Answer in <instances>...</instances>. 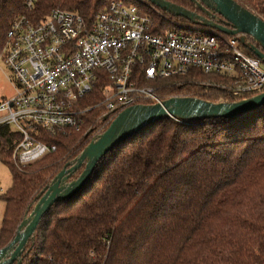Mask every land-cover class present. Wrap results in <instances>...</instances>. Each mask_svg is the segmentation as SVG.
Returning a JSON list of instances; mask_svg holds the SVG:
<instances>
[{
    "label": "trees",
    "instance_id": "trees-1",
    "mask_svg": "<svg viewBox=\"0 0 264 264\" xmlns=\"http://www.w3.org/2000/svg\"><path fill=\"white\" fill-rule=\"evenodd\" d=\"M26 1L0 0V56L20 17L39 22L60 9L90 24L115 0H39L32 10ZM165 1L187 10L194 6L190 0ZM233 1L264 21V0ZM153 7V20L167 28L168 16ZM160 84L164 101L244 99L229 93L232 79L201 71ZM101 101L98 87L83 106ZM84 119L82 130L47 138L56 152L29 167L16 168L10 145L1 146L12 187L3 197L0 249L13 241L55 177L109 127L97 133L104 123L98 108ZM22 264H264V105L232 119H166L121 142L97 164L82 191L44 217Z\"/></svg>",
    "mask_w": 264,
    "mask_h": 264
},
{
    "label": "built area",
    "instance_id": "built-area-1",
    "mask_svg": "<svg viewBox=\"0 0 264 264\" xmlns=\"http://www.w3.org/2000/svg\"><path fill=\"white\" fill-rule=\"evenodd\" d=\"M38 1L27 0V8ZM151 10L146 0H115L90 24L60 9L39 22L18 18L0 56L15 90L0 104V161L6 143L16 168L34 165L57 150L47 138L82 130L91 110L104 117L100 133L130 107L162 105L160 82L193 71L232 79L236 98L264 93L261 61L243 50L252 38L172 32ZM98 87L102 101L83 106Z\"/></svg>",
    "mask_w": 264,
    "mask_h": 264
},
{
    "label": "water",
    "instance_id": "water-1",
    "mask_svg": "<svg viewBox=\"0 0 264 264\" xmlns=\"http://www.w3.org/2000/svg\"><path fill=\"white\" fill-rule=\"evenodd\" d=\"M151 5L195 25L213 29L229 37L248 36L257 46H246L264 65V21L233 0H190L205 14L197 15L184 7L165 0H146ZM207 8H206V7ZM221 17V22L217 17ZM244 43V38L241 39ZM264 105V93L233 104H213L192 98L176 97L162 105H138L120 113L106 131L94 138L74 164H68L46 188L32 213L26 217L13 241L0 249V264H22V255L44 217L56 203L74 198L89 181L97 164L118 144L138 134L151 124L166 119L179 121H207L232 119L255 111ZM80 177L71 181L82 169Z\"/></svg>",
    "mask_w": 264,
    "mask_h": 264
},
{
    "label": "rangeland",
    "instance_id": "rangeland-1",
    "mask_svg": "<svg viewBox=\"0 0 264 264\" xmlns=\"http://www.w3.org/2000/svg\"><path fill=\"white\" fill-rule=\"evenodd\" d=\"M162 14L165 17L168 16L166 18H169L170 20L168 24L169 26L167 28L165 27L169 31L176 32V33H182V34H192L195 36H205L208 34H217L221 36L219 32L213 29L204 27V26L195 25V24H184L180 22L178 17H175L165 11H162ZM222 36L226 40H229L231 38L225 35H222ZM261 68L264 70L263 64L261 65ZM9 76H10L9 72L4 67H1L0 69V104L6 100L11 99L15 95V90L9 80ZM205 84H208V82H205ZM100 128L97 130V133L100 130ZM94 138H95V135L93 136L92 140ZM11 187H12L11 171L9 167L3 163V161H0V231L2 228V222H3V217L5 213V208H6V204L3 200V197L5 196V194L9 191Z\"/></svg>",
    "mask_w": 264,
    "mask_h": 264
},
{
    "label": "flooded vegetation",
    "instance_id": "flooded-vegetation-1",
    "mask_svg": "<svg viewBox=\"0 0 264 264\" xmlns=\"http://www.w3.org/2000/svg\"><path fill=\"white\" fill-rule=\"evenodd\" d=\"M192 3V2H191ZM193 4V3H192ZM194 6H187V8H189L188 10L189 11H191V12H194V13H196L197 15H200V16H202V17H206L205 16V14L200 10V8H198L195 4H193ZM195 6L197 7V8H195ZM217 21L218 22H221L222 20H221V17H217Z\"/></svg>",
    "mask_w": 264,
    "mask_h": 264
}]
</instances>
